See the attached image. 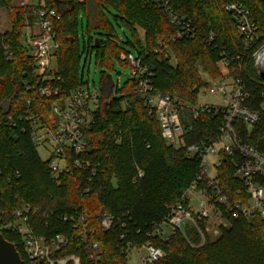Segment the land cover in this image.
Wrapping results in <instances>:
<instances>
[{"label": "trees", "instance_id": "obj_1", "mask_svg": "<svg viewBox=\"0 0 264 264\" xmlns=\"http://www.w3.org/2000/svg\"><path fill=\"white\" fill-rule=\"evenodd\" d=\"M59 1L67 3L56 0H47V3L60 15L54 22V31L60 44L58 75L62 81L59 86L66 95L83 85L86 62L93 54L98 66L113 70L115 61H119L124 52L118 36L101 32L91 35V30L110 29L105 8L112 7L117 20L136 33V44L132 46L153 73L156 92L196 103L202 89H208L213 81L224 79L227 74L222 66L224 59L239 56L242 69L237 75L243 79L250 94L249 105L260 108L264 80L258 75L253 54L264 44V0H169L174 13L191 22L196 29L194 39L189 37L169 44L173 57L156 53L160 43L174 36L178 27L154 0ZM230 2H238L251 12L260 28V43L247 49L235 21L225 11ZM34 8L16 7L14 0H0V9L6 11L12 25L11 31L0 34V224L12 222L13 212L18 208L38 207L42 213L32 220L36 233L69 236L70 245L61 256H78L81 264H92L89 259L94 254L92 243L100 245L102 254L95 264H129L128 256L121 248L128 244L139 247L146 242H152L165 252L159 264H264V219L259 217H229L230 227H221L220 236L215 240L206 234L208 221H200L198 225L205 236L204 243L195 228H188L185 236L176 231L169 240L149 237L155 226L167 217L168 207L175 204L192 184L199 163L163 139L159 122L150 113L146 98L136 93L134 79L122 89L116 86L109 95H103L94 123L86 130L89 150L83 155L71 154L72 158L98 164L97 176L90 182V174L78 170L65 174L60 181L51 179L48 161L40 158L28 132H23L26 125L19 119L30 110L28 101H32L34 112L46 118L50 115L49 101L37 95L31 59L22 46L25 29L36 19ZM84 17L88 22V39L84 32L82 50L79 26ZM138 29L145 33L144 45ZM211 34L215 36L213 41ZM98 39L104 40L105 44L97 47ZM5 48L13 52L11 61L4 58ZM84 54L89 58H85L82 66ZM108 76L103 74V82L108 81ZM3 102L11 103L6 116L1 109ZM10 117L15 126L9 121ZM187 119L184 125L188 131V144L214 136L217 127L213 120ZM240 129L249 145L264 150V117L252 134L248 135L244 126ZM118 138L121 141L116 143ZM135 165L145 173L137 183L133 182L137 174ZM234 173L235 165L231 159H226L219 170V179L225 192L232 196L241 187ZM77 209L86 218L81 227L43 215L72 216ZM106 213L118 219L108 232L101 226ZM2 234L16 245L24 264H42L27 257L19 235L8 230ZM84 235L88 244L82 242Z\"/></svg>", "mask_w": 264, "mask_h": 264}, {"label": "built area", "instance_id": "obj_2", "mask_svg": "<svg viewBox=\"0 0 264 264\" xmlns=\"http://www.w3.org/2000/svg\"><path fill=\"white\" fill-rule=\"evenodd\" d=\"M154 1L165 9L171 23L178 27L174 36L160 43L156 53L171 54L173 57L169 44L184 38L194 39L196 29L191 22L180 19L174 13L169 7V0ZM225 11L235 21L239 33L246 41L247 49L260 43V28L244 5L230 2L226 5ZM33 13L36 19L25 29L22 46L31 59L30 67L36 80L37 95L40 99L49 101L50 115L46 118L34 112L31 110L32 101H28L27 106L30 110L19 117L26 125L23 132H28L37 150L40 148L48 150L50 154L48 166L52 180L60 181L65 174L80 170L87 171L90 174L89 181L92 182L98 174L99 165L91 160L72 158L71 154L78 156L87 153L89 141L86 130L94 123V116L102 105L103 95H109L117 85L109 79L103 82L101 97L84 79L81 87L66 95L59 86L62 81L58 75L60 44L54 31V22L60 19V15L58 11L49 7L47 0H40ZM214 38V34H211L210 40L213 41ZM4 58L6 61L12 60L13 52L9 48H5ZM253 59L258 75L263 79L264 44L253 54ZM119 61L127 63L132 70L131 79L136 82V93L146 98L150 113L155 115L159 122L163 139L168 145L184 150L187 157L196 159L199 163L192 184L175 204L168 207L167 217L155 226L149 237L169 240L176 231L185 236L188 228H195L204 243L205 236L198 225L200 221L206 220L207 224L213 221L215 225L221 227L228 223L229 217L264 219V150L249 145L240 129V126H244L254 130L260 124L264 117V91L261 94L260 108H252L249 105L250 94L247 87L243 79L237 75L242 69L240 57L224 59L222 66L228 74L227 78L213 81L208 88L210 95L220 96L226 100L225 106L200 105L197 102H184L170 95H163L155 91L153 73L138 56L131 52H123ZM187 118L213 120L217 127L214 136L188 144L186 141L188 131L184 125ZM9 121L15 126L12 117ZM120 141L121 138H118L116 143ZM226 159H231L235 165L234 177L241 184V187L235 190L234 196L225 192L219 179V170ZM136 172L134 183L145 177L139 166H136ZM89 192L90 190H87V193ZM76 211L72 216L58 217L54 213L43 215L81 227L86 218L80 209ZM41 213L40 208L31 205L18 208L13 212L12 222L0 224V233L8 230L19 235L25 254L30 260H44L47 264H81L78 256H61L70 245L69 236L36 233L32 220ZM116 223L118 219L106 213L101 226L108 232ZM139 233L140 231L137 232ZM124 238L123 235L122 239ZM82 242L88 244L86 235L83 236ZM91 248L94 254L89 259L95 264L102 258L101 248L98 243H92ZM121 249L127 256L130 251L136 249L140 254V264H159L165 257V252L152 242H146L139 247L128 244ZM143 252L146 254H142Z\"/></svg>", "mask_w": 264, "mask_h": 264}, {"label": "rangeland", "instance_id": "obj_3", "mask_svg": "<svg viewBox=\"0 0 264 264\" xmlns=\"http://www.w3.org/2000/svg\"><path fill=\"white\" fill-rule=\"evenodd\" d=\"M31 3H32L31 6H38V4L40 3V0H31ZM105 9L110 19L109 20L110 29L109 30L99 29L98 31L91 30V35L95 36L96 32L112 33L118 36L119 46L122 49V51L131 52L132 54H135L136 56H138L136 49L134 48V46H132L136 44V33L130 28H128L122 21L117 20L116 12L112 7H108ZM87 23H88L87 19L84 17L83 24L80 23V26H79V35H80L82 50L84 48V39H83L84 32L87 35V26H88ZM11 29H12V25L10 23L8 14L6 13L5 10L0 9V34L7 33L11 31ZM138 34L141 39L142 45H144L145 43L144 31L142 29H138ZM87 39H88V35H87ZM87 57L89 58V55L88 56L86 54L83 55L82 66L85 65L84 60ZM103 74L111 75L113 82L117 86H119V89H122V87L131 79L132 70L130 69V67L125 66L118 60L115 61L113 70H109L108 68H102L101 65L98 66L96 64L95 54H93L92 58L91 59L89 58L88 61L86 62L84 77H85V81L89 82L92 86V89H96L97 93L101 97L103 95V90H102ZM114 96L117 98L120 97L119 94H114ZM197 103H199L200 105H209V106H225L226 100L220 96L210 95L208 89H202L199 92ZM252 131L253 129L247 128L248 134H251ZM38 153H39L40 158L43 161L49 160L50 154L47 149L40 148L38 149ZM221 227L228 228L230 227V223L228 222L224 226H221ZM221 227H218L217 225H215L213 221H210V223L207 224L206 229H205L206 234L209 237V239L211 240L217 239L220 236ZM142 254L145 255L146 253L143 252ZM128 259H129V264H140V254L138 253L136 249H133L132 251H130Z\"/></svg>", "mask_w": 264, "mask_h": 264}, {"label": "water", "instance_id": "obj_4", "mask_svg": "<svg viewBox=\"0 0 264 264\" xmlns=\"http://www.w3.org/2000/svg\"><path fill=\"white\" fill-rule=\"evenodd\" d=\"M57 3H67L56 0ZM105 44L104 40L98 39L96 41V46L99 47L100 45ZM109 80H112V76H108ZM264 79V75H263ZM11 103L3 102L1 105V109L3 111V115H8L10 112ZM0 195H1V188H0ZM40 263H44V260H41ZM0 264H24L22 260V256L18 251L16 245L12 242L6 240L4 235L0 233Z\"/></svg>", "mask_w": 264, "mask_h": 264}, {"label": "crops", "instance_id": "obj_5", "mask_svg": "<svg viewBox=\"0 0 264 264\" xmlns=\"http://www.w3.org/2000/svg\"><path fill=\"white\" fill-rule=\"evenodd\" d=\"M31 0H14V6L22 7V6H31Z\"/></svg>", "mask_w": 264, "mask_h": 264}]
</instances>
